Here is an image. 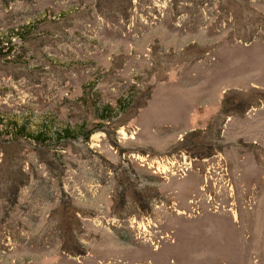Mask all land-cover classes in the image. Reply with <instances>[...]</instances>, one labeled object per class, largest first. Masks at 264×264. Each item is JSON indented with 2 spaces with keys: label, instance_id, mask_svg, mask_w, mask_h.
<instances>
[{
  "label": "rangeland",
  "instance_id": "374dc122",
  "mask_svg": "<svg viewBox=\"0 0 264 264\" xmlns=\"http://www.w3.org/2000/svg\"><path fill=\"white\" fill-rule=\"evenodd\" d=\"M0 264H264V0H0Z\"/></svg>",
  "mask_w": 264,
  "mask_h": 264
},
{
  "label": "bare ground",
  "instance_id": "6f19581e",
  "mask_svg": "<svg viewBox=\"0 0 264 264\" xmlns=\"http://www.w3.org/2000/svg\"><path fill=\"white\" fill-rule=\"evenodd\" d=\"M199 193V192H198Z\"/></svg>",
  "mask_w": 264,
  "mask_h": 264
}]
</instances>
